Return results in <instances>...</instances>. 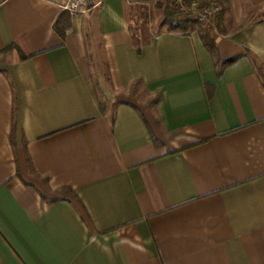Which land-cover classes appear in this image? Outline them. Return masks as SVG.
<instances>
[{
  "label": "crops",
  "instance_id": "1",
  "mask_svg": "<svg viewBox=\"0 0 264 264\" xmlns=\"http://www.w3.org/2000/svg\"><path fill=\"white\" fill-rule=\"evenodd\" d=\"M67 2L0 0V264H264V0L217 58L127 0L63 39Z\"/></svg>",
  "mask_w": 264,
  "mask_h": 264
},
{
  "label": "trees",
  "instance_id": "2",
  "mask_svg": "<svg viewBox=\"0 0 264 264\" xmlns=\"http://www.w3.org/2000/svg\"><path fill=\"white\" fill-rule=\"evenodd\" d=\"M218 3L221 5L220 0H218ZM178 10L177 2L175 0H167V7L165 9V20L164 23L168 26V29L170 31L179 32L183 35H190L193 32H198L206 46V48L213 54L215 58L218 57L217 53V46L215 44V40L212 37V34L210 31H203L201 28L198 27L199 22L194 19H190L186 14L183 15L186 16L185 18H182L178 21L174 18V12ZM71 23V16L70 13H64L59 18V21L55 24V30L60 35L61 38H65L67 35L68 27ZM13 49H17L18 52L21 55L22 59H26L27 57L17 48L13 47ZM219 59V58H218ZM234 61H229L225 63V66L231 64ZM259 73L262 76L263 84H264V74L262 71L259 70Z\"/></svg>",
  "mask_w": 264,
  "mask_h": 264
},
{
  "label": "rangeland",
  "instance_id": "3",
  "mask_svg": "<svg viewBox=\"0 0 264 264\" xmlns=\"http://www.w3.org/2000/svg\"><path fill=\"white\" fill-rule=\"evenodd\" d=\"M139 7H140V13L148 14V15L149 13H151L152 21L153 22L154 20L158 21L159 25L160 24L162 25V22L165 20V9L167 7V0H156L154 2H142V3H139ZM177 7H178V10L174 12V15H175L174 18L176 19V21L186 17L183 15V13L185 14V12L180 10V5L178 3H177ZM215 18L216 17L212 18L210 22L205 23V24L199 23L198 27L201 28L203 31H207V30L210 31L211 34L218 32L219 30L216 25L217 21ZM159 27L161 28L162 26H159ZM164 27H168V26L165 24ZM9 52L11 51L0 53V62H5L7 56L9 55ZM88 72L91 74L94 81L97 82V84H100V82L104 78V71H103L102 63L100 62L99 55L92 56L91 68L88 69ZM134 92H135L134 95L139 97L141 100L147 101V99L144 96V93L141 92L140 87L136 86V89L134 90ZM104 95L105 94H103V96Z\"/></svg>",
  "mask_w": 264,
  "mask_h": 264
},
{
  "label": "built area",
  "instance_id": "4",
  "mask_svg": "<svg viewBox=\"0 0 264 264\" xmlns=\"http://www.w3.org/2000/svg\"><path fill=\"white\" fill-rule=\"evenodd\" d=\"M132 4L142 2H154L156 0H127ZM180 5V10L190 18L197 20L199 23H208L218 15L222 7L218 0H175ZM65 10L70 13H84L89 10V0H68Z\"/></svg>",
  "mask_w": 264,
  "mask_h": 264
}]
</instances>
